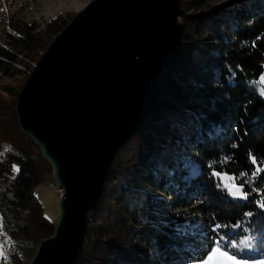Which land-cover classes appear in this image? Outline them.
Wrapping results in <instances>:
<instances>
[{"label":"trees","instance_id":"16d2710c","mask_svg":"<svg viewBox=\"0 0 264 264\" xmlns=\"http://www.w3.org/2000/svg\"><path fill=\"white\" fill-rule=\"evenodd\" d=\"M207 1L179 0L180 51L155 84L139 128L116 153L77 264H194L219 238L235 251L230 244L249 236L255 248L241 257L264 258V91L255 87L264 75V0H233L207 19L188 14ZM184 21L196 27L184 29ZM62 22L46 26L48 40ZM35 30L19 25L4 33L1 74L19 56L36 60L45 40ZM11 96L12 104L0 105L2 127L5 111L16 117L17 94ZM20 131L0 136V228L12 241L10 264L29 263L54 229L33 195L52 168ZM13 162L19 171L8 178L3 171ZM213 171L243 176L248 199H231ZM121 236L129 238L124 249Z\"/></svg>","mask_w":264,"mask_h":264},{"label":"water","instance_id":"95a60500","mask_svg":"<svg viewBox=\"0 0 264 264\" xmlns=\"http://www.w3.org/2000/svg\"><path fill=\"white\" fill-rule=\"evenodd\" d=\"M179 17V0H93L32 69L16 99L18 126L62 191L53 233L28 264H77L116 153L180 51Z\"/></svg>","mask_w":264,"mask_h":264},{"label":"rangeland","instance_id":"374dc122","mask_svg":"<svg viewBox=\"0 0 264 264\" xmlns=\"http://www.w3.org/2000/svg\"><path fill=\"white\" fill-rule=\"evenodd\" d=\"M91 1L93 0H0V45H3L4 33L11 32L15 34V26H19V25L21 26L22 29L35 28L36 30L34 31V33L39 34L40 36H42L41 39L45 40L41 50L37 53V57L36 60H34V62L31 61L29 58H25L24 56L23 57L19 56L18 62H16V64H13L11 66V70H7L8 72L7 75H3L0 72V105H4L8 101L9 104H12L11 95L16 93L18 96V93L20 92L26 79L31 74L32 69L36 65L37 60L46 51V49L49 47L50 43L54 40V38L59 34L58 33L54 37H51L50 40H48L46 26L49 25L50 23H53L55 20L59 22L63 21L62 23H64V25L67 26L71 22L75 14L83 10ZM200 3L198 5H200L201 8H199L196 11L195 9H192L188 13L189 15L194 14L193 18H195L196 20L199 19L198 16L199 17L204 16L207 19L212 13H215L216 11H217L216 13H218L221 11V8L233 5L236 3V1L208 0L203 4ZM186 21H184V25H185L184 29L185 28L193 29L196 27L195 25L187 24ZM201 27L202 26L200 25L199 28ZM64 28L65 27H63V29ZM255 87H259L258 88L259 90L264 91V85H261L260 81H258V84H256ZM16 99L17 97L15 98V101ZM4 113L6 114L7 117L6 121L8 122V124L7 126L4 125L3 127L0 125V136L5 135L4 134L5 132L8 134V137L14 138L13 133L16 134V131H20L19 128H17V123H18L16 119L17 116L14 118V116H10L6 111ZM22 137L23 136H21L20 138ZM12 141L15 142L16 139H13ZM17 168L19 169L18 165L15 162H13L10 164V166L7 169L3 171V174L8 178H14L18 173V171L15 170ZM60 193L61 190L57 185L56 181L53 179L52 173H50L46 177V179L42 184H39L33 189V195L41 205L43 209L44 217L49 222L54 223V225L60 212L59 209ZM227 195L230 197L228 193ZM230 198L233 200H239V199H234L232 197ZM239 201H244V200H239ZM121 238H122V242L120 241ZM116 240L118 243V247H121V244L123 243L122 244L124 246V247L122 246L123 249L127 247V245L129 244V238L127 237L124 238L121 236ZM11 244H12L11 239H9V237L0 228V245L3 246V250L6 253L4 257H0V264L2 260L5 261L7 264L11 263L10 262L11 257H8L9 253H7V251H9L12 248ZM213 247L214 246L211 245L206 247L204 258H206L207 254L210 252V250ZM199 262L194 264H199Z\"/></svg>","mask_w":264,"mask_h":264},{"label":"snow or ice","instance_id":"6c2138e0","mask_svg":"<svg viewBox=\"0 0 264 264\" xmlns=\"http://www.w3.org/2000/svg\"><path fill=\"white\" fill-rule=\"evenodd\" d=\"M260 84L264 85V76L260 77ZM252 163L255 165L256 160L253 159ZM211 168L212 165H209ZM19 171V169H15ZM260 168H256V172H260ZM212 175L220 181L221 186L227 191L230 197L239 200H247L249 197L248 192L245 190L244 183L240 181L243 179V176L238 179L235 175H229L228 173L221 171H213ZM261 209H264V201H261L259 204ZM248 215H251L249 213ZM221 226L216 225L215 230L219 229ZM239 227V225H237ZM223 237L219 238L215 242V246L210 250L207 254L206 258H203L199 264H264V259L250 261L247 259H242V254H247L254 250L255 244L252 237H246L245 239L239 242H232L230 244V248L235 251H229L224 249ZM6 255L3 250V246L0 245V257H4Z\"/></svg>","mask_w":264,"mask_h":264},{"label":"bare ground","instance_id":"6f19581e","mask_svg":"<svg viewBox=\"0 0 264 264\" xmlns=\"http://www.w3.org/2000/svg\"><path fill=\"white\" fill-rule=\"evenodd\" d=\"M41 56H42V55H41ZM39 59H40V58H39ZM164 66H165V65H164ZM164 66L161 67V70H162V68H163ZM166 70H167V67L164 68L163 72L166 71ZM45 114H46V113H45ZM43 115H44V114H43ZM138 115H139V114H138ZM139 116H140V115H139ZM129 117H130V116H129ZM133 118H134V117H133ZM36 120H37V119H36ZM131 120H132V119H131ZM134 120H135V119H134ZM134 120H132L133 123H134ZM133 123H132L131 126L129 125V126L125 129L124 132H127V131L131 130L132 128H134V127L137 125V123H136V124L134 123V125H133ZM138 128H139V127H138ZM138 128H137V129H138ZM127 129H128V130H127ZM137 129H136V130H137ZM61 191H62V190H61ZM62 194H63V193H62Z\"/></svg>","mask_w":264,"mask_h":264}]
</instances>
